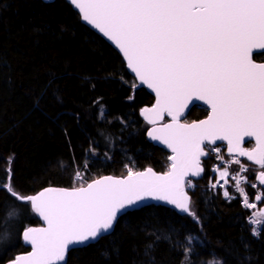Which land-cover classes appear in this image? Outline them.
Segmentation results:
<instances>
[{"label":"trees","instance_id":"1","mask_svg":"<svg viewBox=\"0 0 264 264\" xmlns=\"http://www.w3.org/2000/svg\"><path fill=\"white\" fill-rule=\"evenodd\" d=\"M255 59L264 61V55ZM152 103L120 56L81 24L65 0H0V180L11 169L21 195L78 187L77 172L84 185L101 176L123 177L127 167L166 172L169 154L145 139L149 126L139 117ZM206 113L193 107L186 122ZM188 194L199 223L147 206L123 214L98 242L72 249L66 264H150L144 255L149 243L154 264H181L186 248L192 264H215L216 258L264 264V232L251 235L237 199L226 202L203 185ZM13 209L18 216L8 217ZM37 226L30 203L0 191V264L29 251L22 232Z\"/></svg>","mask_w":264,"mask_h":264},{"label":"snow or ice","instance_id":"2","mask_svg":"<svg viewBox=\"0 0 264 264\" xmlns=\"http://www.w3.org/2000/svg\"><path fill=\"white\" fill-rule=\"evenodd\" d=\"M70 3L84 21L115 44L140 84L155 93V103L142 108L140 115L152 126L146 130L147 136L171 150V163L162 174L151 167L134 171L126 166L127 175L102 176L86 186L77 172L76 178L81 181L78 187H50L27 196L15 190L9 169L7 180H0V191L16 201L30 203L31 211L44 226L24 227L22 239L31 251L17 255L8 264H66L73 246L98 242L114 230L122 214L149 199L174 206L199 223L200 217L193 210L186 189L193 187L189 177H199L204 172L201 157L207 155L205 148L217 141L227 142L230 156L246 157L258 165L261 170L256 179L264 185V63L254 62L253 58L264 54V0ZM196 101L210 109L207 118L181 123L185 110ZM165 117L171 121L160 123ZM245 138L254 139L255 146L243 147L250 142ZM215 151L219 153L220 148ZM217 158L222 159L219 155ZM246 170L241 165V173ZM228 176L225 168L219 172L224 184L217 180L211 188H223ZM233 179L243 197V206L255 208L241 186L243 177ZM223 195L231 199L228 190ZM262 199L256 196V200ZM7 216L16 217L18 212L13 209ZM250 223L264 224V209L254 212ZM262 232L264 229H252L256 238ZM152 249L153 244L149 243L144 252L150 264H154ZM189 255L186 248L181 264H192ZM215 264L227 262L216 258Z\"/></svg>","mask_w":264,"mask_h":264},{"label":"built area","instance_id":"3","mask_svg":"<svg viewBox=\"0 0 264 264\" xmlns=\"http://www.w3.org/2000/svg\"><path fill=\"white\" fill-rule=\"evenodd\" d=\"M217 147L220 148L219 153L215 151V148ZM206 151L208 157V166L206 168L202 183L198 184L196 183V181L192 180L193 187L187 188L186 190L192 191L195 188L203 185L205 189L217 192L226 202L233 199H237L242 209L246 212V222L250 229L251 234L253 228L261 229L264 226V224L257 226L250 223V217L252 216V214L254 212H258V207L260 204H264V199L256 200L257 195L264 197V192H262L261 189L258 187V185L255 182H253V180L250 179L251 173L261 170L259 166L248 164L244 161H241L235 156H225L224 147L221 145L213 146V147L208 146L206 147ZM218 155L222 157V159H218L217 158ZM234 160H238L239 163L233 162ZM241 165H244V167L247 169L242 173L240 171ZM225 168H227L229 172V176L226 178L228 180V183L224 185L223 188L219 186L215 189L211 188V184L216 183L217 180L220 181V184H224V180L219 177V172L224 171ZM235 176L243 177L241 186L245 188V192L248 195L249 201L256 205L255 208L250 209V208H245L243 206V197H241L238 191L236 190V181L233 179V177ZM252 185H255V187H252ZM225 190L229 191L231 199H226L224 197L223 192Z\"/></svg>","mask_w":264,"mask_h":264},{"label":"water","instance_id":"4","mask_svg":"<svg viewBox=\"0 0 264 264\" xmlns=\"http://www.w3.org/2000/svg\"><path fill=\"white\" fill-rule=\"evenodd\" d=\"M40 1L43 2V3H51V2H53L54 0H40ZM65 1H66V3H68V4L70 5V7L72 8V10L75 11V12L78 14L81 24H83L86 28H88V29H89L90 31H92L94 34H96L97 36H99V37H100V38H101V39H102L107 45H109V46H110V47H111V48H112V49H113V50H114V51L120 56V58L122 59L124 65H125V69H126L127 73L133 78V80L135 81V83L137 84V86H138L139 88H143L144 90H146L147 93H149V94L152 96V98H153V103H152V104H154V103H155V93L152 92V90L149 89V88L147 87V85H142V84H140V82H139V81L136 79V77H135V73H133V72L131 71V69H129V68L127 67V61L124 59L123 54L119 51V49L115 46V44H114L112 41L108 40V38L105 37L102 33H100L98 29H95L92 25H90V24H88L86 21H84V20L82 19V16L79 14L78 9H76V8L74 7V5H72V4L70 3V0H65ZM254 62H256V61H254ZM258 63H264V62H258ZM149 107H151V106H149ZM193 107H200V108H203V109H205V110L207 111L206 116H205L204 118L200 119V120H204V119L207 118V115H208L210 109H209L208 106H207L206 104H204L202 101H196V102H194V103H190L189 108L185 110V114L181 117V123H185V122H183V120L188 116L189 111H190ZM144 108H145V107H144ZM139 117L141 118V120H142L145 124H147V122L144 120L143 116L140 115V111H139ZM200 120H196V121H192V122H198V121H200ZM170 121H171V118H170V117H165V120H164V121H161L160 123H168V122H170ZM192 122H189V123H192ZM147 125H148V124H147ZM148 126H149L148 128L152 127L151 125H148ZM145 139H146L149 143H151L153 146H156V147H158V148L164 150L165 152H167V153L169 154V156L172 154V153H171V150L168 149L165 145L161 144L159 141H153V140H151V139L147 136L146 132H145ZM245 139H246V141L250 140V142L253 144V147L255 146V141H254V139H250V138H245ZM246 143H247V142H246ZM246 143H244V144H246ZM216 144H223V145H225V148H226V154L229 155V153H228V151H227V142H226V141H217L215 144H209V145H216ZM244 144H242V146H244ZM253 147H252V148H253ZM233 155H235V154H233ZM239 157H240V156H239ZM204 158H205V156H204V157H201V160L204 159ZM240 158L246 160V161L249 162V163H253V162L248 161L246 157H240ZM168 161H169V160H168ZM169 163H171V162L169 161ZM253 164H254V163H253ZM142 171H143V170H142ZM157 173H158V174H162V173H159V172H157ZM108 176H110V175H108ZM101 177H102V176H101ZM114 177H117V176H114ZM199 177H200V176H199ZM199 177H189V178H190V179H198ZM99 178H100V177H99ZM96 179H98V178H96ZM255 181H256V182L259 184V186L264 190V185H261V184L259 183V181L256 179V176H255ZM90 182H91V181H90ZM88 183H89V182H88ZM85 186H86V185H85ZM30 206H31V205H30ZM147 206H161V207H165V208H168V209L174 210V211H176V212L179 213V214H184V213L180 212L179 210L175 209L174 206L167 205V204L164 203V202L156 201V200H151V199L146 200V201H144V202H141V204H140V206H139L138 208L130 209L129 212H131V211H135V210H138V209H141V208L147 207ZM261 209H264V206H262ZM261 209H260V210H261ZM34 214H35V213H34ZM122 215H123V214H122ZM122 215H121V216H122ZM35 216L37 217V219H38L39 222H40V226H37V227H43V226H44L43 221L38 217L37 214H35ZM195 222L198 223L197 221H195ZM105 235H107V234H105ZM105 235H104V236H105ZM21 240H22L23 245L26 246V247H28V248H29V251H31V247H30V245H27L26 243H24L22 237H21ZM93 243H95V242H93ZM93 243H90V244H93ZM88 245H89V244H88ZM81 247H84V245L73 246L72 249L81 248ZM29 251H27V252H29ZM27 252H26V253H23V254H19V255L27 254ZM16 256H17V255H16ZM16 256H15V257H16ZM66 258H67V257H66ZM7 264H8V263H7ZM61 264H63V262H61Z\"/></svg>","mask_w":264,"mask_h":264},{"label":"flooded vegetation","instance_id":"5","mask_svg":"<svg viewBox=\"0 0 264 264\" xmlns=\"http://www.w3.org/2000/svg\"><path fill=\"white\" fill-rule=\"evenodd\" d=\"M262 55H264V54H262ZM262 55H254V57H253V58H254V61H256V62H264V61H257V60L255 59L256 56H258V58H260V56H262ZM206 112H207V111H206ZM186 118H187V117H186ZM186 118L183 120V122H186ZM186 123H189V122H186ZM244 147L250 149V148H251V145L246 144Z\"/></svg>","mask_w":264,"mask_h":264}]
</instances>
